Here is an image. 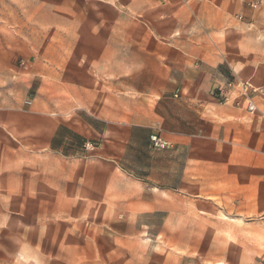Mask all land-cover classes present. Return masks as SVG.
Returning <instances> with one entry per match:
<instances>
[{
	"label": "crops",
	"instance_id": "crops-1",
	"mask_svg": "<svg viewBox=\"0 0 264 264\" xmlns=\"http://www.w3.org/2000/svg\"><path fill=\"white\" fill-rule=\"evenodd\" d=\"M120 1L103 0V7L96 13L97 25L89 22L90 29H82L79 42L67 43L61 47L63 51L56 47L58 51L49 58L24 61L15 77L25 80L21 90L15 84L10 90L6 82L11 63L5 61L2 36V260L5 213L56 208V184L42 187L40 175L43 170L56 175L58 157H26L24 152L26 147L54 151L75 142L77 134L91 132L74 125L75 102L103 120L108 119L102 108L112 113L113 138L107 141V156L120 158L127 144L147 148L148 139H133V127L130 139H122V82L134 92L137 85L145 83V93L152 95V101L173 104L162 118V136L172 143L171 149L161 152L165 160L159 177L167 189L176 190L183 201L193 196L194 211L218 205L232 220L256 221L264 226V93L260 90L264 84V36L257 28L237 20L226 0H129L128 25L116 11ZM139 2L150 4L145 17H138ZM127 28L129 43L124 44L123 29ZM126 50L131 53L128 63L122 55ZM139 52L144 55L139 57ZM233 76L251 84V97L257 106L254 110L248 109L244 98L238 104L221 100ZM12 91H21V95L11 98ZM31 92L34 94L27 106ZM176 92L179 95L174 98ZM229 92L238 95V89ZM92 129L97 132V128ZM61 132H66L64 137L59 136ZM148 132L150 137L154 134ZM16 148L23 154L19 155ZM27 172L39 173L33 187L23 185L22 175ZM191 209L184 202L178 205L179 211Z\"/></svg>",
	"mask_w": 264,
	"mask_h": 264
},
{
	"label": "rangeland",
	"instance_id": "rangeland-1",
	"mask_svg": "<svg viewBox=\"0 0 264 264\" xmlns=\"http://www.w3.org/2000/svg\"><path fill=\"white\" fill-rule=\"evenodd\" d=\"M101 2L0 0V41L5 35V61L11 63V76L6 81L10 90L12 84L20 90L24 85L25 80L15 78L24 61L49 58L63 51L61 47L67 43L79 42L82 29H90L89 22L97 25ZM120 2L116 11L128 25L129 0ZM226 2L233 7L237 20L264 36V0ZM149 5L139 2L138 17H145ZM128 39L129 30L123 29V43L128 44ZM130 54L129 50L122 52L127 63ZM137 87L134 92L128 83L121 84L122 139H130L133 127V139H148L147 148L127 144L120 158L107 156V141L113 138L112 113L102 108L108 119L103 120L75 101L74 125L91 132L77 134L75 142L54 151L25 148L26 157H58L56 175L48 170L40 175L42 187L55 182L58 201L51 211L5 213V259L0 258V264H264V226L256 221L232 220L218 205L194 211L193 196L183 201L176 190H168L163 184L159 175L165 157L161 152L171 149L172 143L166 149L153 148L148 130L164 133L162 118L173 104L152 101V95L145 93V83ZM17 94L21 91H12L9 96L15 98ZM31 94L27 95V106ZM87 142L94 148L86 149ZM137 151L141 154H135ZM38 175H22L23 185L33 187ZM183 202L192 209L179 211Z\"/></svg>",
	"mask_w": 264,
	"mask_h": 264
},
{
	"label": "built area",
	"instance_id": "built-area-1",
	"mask_svg": "<svg viewBox=\"0 0 264 264\" xmlns=\"http://www.w3.org/2000/svg\"><path fill=\"white\" fill-rule=\"evenodd\" d=\"M253 6H256V4H253ZM242 17L243 16L241 15L240 18ZM227 86L229 90L238 89V95L233 96L230 94L228 90L227 92L224 93L221 99L224 103L238 104L240 102V99L244 98L247 100V107L250 111L254 110L257 107L255 101L251 97L252 87L250 83L243 81L237 76H233L232 79L228 82ZM260 90L264 93V84L262 85ZM178 95H179L178 92L174 94L175 97H177ZM150 143H151V146L155 149H166V148H169L171 145L170 141L165 139L160 133H157V132L151 135ZM85 148L88 150L93 149L94 145L91 142H87L85 144Z\"/></svg>",
	"mask_w": 264,
	"mask_h": 264
}]
</instances>
